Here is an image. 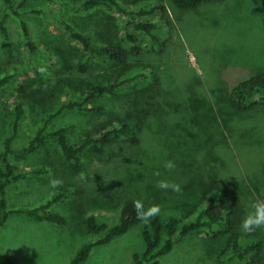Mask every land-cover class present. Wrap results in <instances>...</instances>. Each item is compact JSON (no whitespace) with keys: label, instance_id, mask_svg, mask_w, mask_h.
<instances>
[{"label":"rangeland","instance_id":"374dc122","mask_svg":"<svg viewBox=\"0 0 264 264\" xmlns=\"http://www.w3.org/2000/svg\"><path fill=\"white\" fill-rule=\"evenodd\" d=\"M82 1L27 0L19 18L7 17V36L0 35V79L10 76L0 86V152L11 131L13 107L19 105L24 114L9 161L17 171L44 169L7 186V208L38 206L61 187L72 191L50 206L65 218L63 225L23 213L8 215L0 226V252L14 264H70L78 248L96 238L86 233V217L112 226L131 200H142L145 209L160 205L159 216L166 221L199 204L203 183L215 179L229 185L241 205L246 199L249 206L264 199L252 184L255 177L264 184V108L229 110L230 89L264 72V0H206L188 9L169 0H116L124 12L103 5L77 10ZM153 6L162 11L127 13ZM20 19L27 22L33 51L24 45ZM58 20L124 48L125 32H132L142 39L140 52L127 54L125 68L88 59ZM143 20L157 25L154 32L164 40L161 51L150 49L145 34L129 24ZM140 71L146 78L138 88L104 94L82 108L54 114L61 103L78 99L85 82L105 84L114 74L126 77ZM118 122L129 124L134 138H116L102 155L83 150L79 172L67 167L50 138L36 151L22 152L43 124L45 132L66 128L68 140L75 143L100 125ZM166 160L175 163L173 170L163 166ZM53 178L62 185L51 188ZM158 180L178 183L182 191L161 190ZM144 225L140 221L108 243L93 246L81 264H133V253L144 250ZM225 241V236L211 238L203 230L190 232L158 264H215Z\"/></svg>","mask_w":264,"mask_h":264},{"label":"trees","instance_id":"16d2710c","mask_svg":"<svg viewBox=\"0 0 264 264\" xmlns=\"http://www.w3.org/2000/svg\"><path fill=\"white\" fill-rule=\"evenodd\" d=\"M27 0H0V35L7 36L6 19L9 15L21 16L19 9L23 7ZM179 9L194 8L206 0H169ZM106 6L108 8H117L124 12V8L116 0H84L76 8L86 11L96 6ZM161 10V6H153L148 9H140L135 14H152L156 10ZM20 27L24 45L28 51H33L36 46L29 37L28 25L23 19H20ZM61 27L69 39L78 43L80 48L88 59H95L102 62H112L127 67V54H138L141 49L139 39L132 32H125L127 48L120 46L111 40L98 41L89 32H83L75 27L71 22L58 20ZM136 30H140L148 39L149 48L153 51H161L164 40L154 32L157 25L151 21H134ZM43 54L52 55V52L46 48H40ZM10 76L0 79V86L9 80ZM146 74L142 71L129 76L114 74L111 81L105 84H94L85 82L84 86L78 92V99L69 98L61 103L58 110L82 108L91 99L104 94L115 95L125 88L136 89L143 83ZM262 106L264 108V72L258 73L246 80L239 82L230 89L229 110L236 113L249 108ZM24 110L21 106L13 107L11 118V131L3 139L2 150L0 152V226L4 224L9 214L12 212L23 213L36 221H46L58 225L65 224V218L50 209L53 203L66 199L72 191L66 187H61L52 194L51 198L38 206L28 209L9 210L5 196L7 186L14 181L22 179L29 174L44 172V169L30 168L17 171L9 161V156L13 153V142L17 136L20 123L23 119ZM209 116V114H208ZM66 128L61 127L56 130L45 132V124L41 125L22 148V152L30 153L42 147L47 139H52L65 159L67 167L73 172L81 170L80 154L85 149L102 155L109 143L119 137L133 139L134 129L125 122L103 124L87 132L82 139L71 143L66 136ZM93 132V133H92ZM245 164V162H244ZM247 173V172H246ZM255 191L262 197L264 195V184L261 180L252 182ZM246 199L241 205L238 199H235L232 188L220 182L218 179L204 182L201 188L200 203L192 209L186 211L181 217H170L162 221L160 216L151 219L150 223L143 226L141 235L144 243V250L141 253H133V264H158L159 258L168 253L174 242L184 235L198 230H203L211 238L226 237V241L215 264H263L262 260V241L260 234L262 229H256L252 233L244 232L241 227V220L246 214ZM134 200L126 202L120 209L119 221L108 226L106 223H99L93 216L86 217L84 224L86 233L96 236L94 240L84 243L78 248L72 257L70 264H81L89 255L91 248L95 245L108 243L114 237L125 233L132 225L140 222L136 218L133 206ZM259 230V231H258ZM258 231V233H257ZM262 238V237H261ZM258 239V240H257ZM0 262L3 264H14L0 252Z\"/></svg>","mask_w":264,"mask_h":264},{"label":"clouds","instance_id":"9594fccd","mask_svg":"<svg viewBox=\"0 0 264 264\" xmlns=\"http://www.w3.org/2000/svg\"><path fill=\"white\" fill-rule=\"evenodd\" d=\"M163 166L171 171L175 168V163L172 160H166ZM155 175L159 176L160 173L156 172ZM80 178H84L83 173L80 174ZM62 183L63 181L58 178H53L49 181V185L53 189L59 187ZM156 187L161 190H171L177 193L182 191L178 183L168 180H158ZM133 206L136 218L145 224L150 223L151 219L159 216L161 213L160 205L153 203L145 209L143 201L139 199L133 202ZM240 227L246 233H252L256 229H264V199H258L250 204L249 210L241 220Z\"/></svg>","mask_w":264,"mask_h":264}]
</instances>
